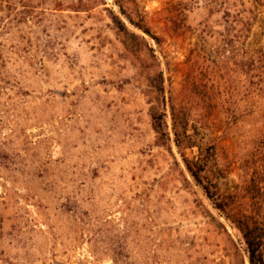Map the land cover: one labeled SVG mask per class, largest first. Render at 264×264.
I'll use <instances>...</instances> for the list:
<instances>
[{
    "label": "rangeland",
    "instance_id": "rangeland-1",
    "mask_svg": "<svg viewBox=\"0 0 264 264\" xmlns=\"http://www.w3.org/2000/svg\"><path fill=\"white\" fill-rule=\"evenodd\" d=\"M122 1L0 0V264H250L169 104L158 143L151 80L214 145L222 202L264 223V0Z\"/></svg>",
    "mask_w": 264,
    "mask_h": 264
},
{
    "label": "trees",
    "instance_id": "trees-1",
    "mask_svg": "<svg viewBox=\"0 0 264 264\" xmlns=\"http://www.w3.org/2000/svg\"><path fill=\"white\" fill-rule=\"evenodd\" d=\"M116 3L120 11L125 13L124 2L116 0ZM111 12L112 21L126 45L134 43L139 38H144L131 30L121 15L113 10ZM128 19L135 27L151 34L149 27L145 24L135 22L130 15H128ZM151 86L153 97L150 111L158 143L169 146L172 141L168 124L167 106L169 104L173 141L183 157L187 171L213 205L242 232L250 264H264V223L251 214L232 213L234 211L230 209L229 205L222 202L221 193L214 188L210 179V167L215 155L214 145L205 136H200L195 127H190L187 117L180 116L179 109L173 102H167L162 71H156V77L151 80ZM188 147L198 148L199 153L196 158L190 159L186 156L185 149Z\"/></svg>",
    "mask_w": 264,
    "mask_h": 264
}]
</instances>
